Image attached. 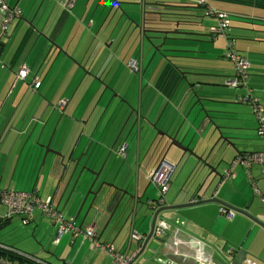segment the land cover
Segmentation results:
<instances>
[{"label":"crops","instance_id":"obj_1","mask_svg":"<svg viewBox=\"0 0 264 264\" xmlns=\"http://www.w3.org/2000/svg\"><path fill=\"white\" fill-rule=\"evenodd\" d=\"M5 1L10 10H13L12 12L16 13L17 9L19 12L6 23L4 30L1 27L4 17L0 14V187L20 192L33 190L37 192L40 201L47 202L49 209H54L61 216L70 218L73 214L75 215V208L65 206L64 197H61L63 184L58 185L63 170L61 163H66V157L72 149H74V157H77L83 148L90 144L97 151L100 160L107 158L108 162H114V169L119 171L122 179L126 177L130 181L131 188L136 194H144L152 202L179 206V209L169 210V212L186 215L189 217L188 225L192 228L195 226L193 230L176 231L171 237L165 233L162 234L160 239L163 245L157 253L154 254L153 251L146 253L148 257L153 258L156 264H232L231 257L235 248H242L246 251L242 264L248 262L264 264V227L249 216L229 207L231 205L247 210L264 222V213L258 214L249 205L255 197L261 199V195L264 194L263 166L253 165L251 176H248L242 167L235 170L238 165L234 167V174L225 179L214 176L213 173L207 176V169L200 173H196L193 169L194 166L198 167L196 156L173 149L171 153L174 157L169 160L173 161L175 166L169 175L168 186L162 197H160L158 187L150 182L149 173L159 164L158 160L154 159L155 145L163 143V147L158 146L161 154L168 146L164 137H160L159 131L171 132L183 122V126H187L185 118L196 100L183 80L181 71L186 68L178 61L162 57L152 47L145 44L146 41L139 34L136 38V41L140 40L139 51L136 53L135 50L136 54H130L128 57V60L137 61L138 68L134 72L131 71L127 66L128 60L124 65L129 73L130 71L133 73L134 79L125 83V87L128 85L127 92H124L125 87H122V84L118 87L116 84L114 90L122 97L123 101L120 100V102L125 105L128 103L133 110L136 109L137 115L132 131L136 128L137 135L132 143L124 140L118 144L121 121L116 120L113 115L110 117V110L98 109L99 103L96 101H98L97 88L99 86L95 87L94 82L97 83L98 78H102L100 74L106 65L110 68L109 72L113 70L115 57H117L116 48L121 49V44L111 46L113 39L103 41L102 47L109 49L106 59L102 58L101 61L95 59L94 68H92L93 63L91 64L90 58L87 57L88 50L79 49L80 41L76 45H71L72 43L69 42L71 38L79 36L86 22L82 19L84 14L87 16L86 12L82 17L73 12L77 6V0H57V5L61 10L63 9L57 15H55L56 7L51 10L53 1L48 0L45 5V0H42L40 8L42 16L36 22L34 19L37 20L38 13L35 15L33 13L38 3L41 2L40 0ZM133 1L143 7V2L150 3L157 0ZM160 1L176 3L184 7L189 6L188 2L197 3V0ZM206 2L213 9L227 12L230 19L252 20L253 24H264V0H206ZM139 6L127 5L125 9L137 20L139 13L134 10H138ZM105 8L106 6L102 7L100 11L99 5L97 6L85 24L86 32L81 33V38L85 37L91 41V44L94 41L101 44L99 40L97 41L98 34L90 36L88 29L92 26V18L97 10L100 11L98 16L100 19ZM185 9L189 14L199 15L198 18L202 17L198 13L210 17L214 24L210 22L209 28L217 23L216 18L205 14L203 8ZM64 13L69 16L63 18ZM122 16L125 26L129 25L127 33L131 35L133 24L125 15ZM53 19L54 24H52ZM62 19H64L63 22H61ZM29 20H32V24L36 27L30 25ZM69 20L72 21V26L66 30L64 28ZM198 21V24L186 29L191 32H200V23L203 20L200 18ZM59 24H61L60 27ZM258 30L259 33L264 32V29L259 28ZM244 35H241L239 40H235L236 49L247 56L250 63L248 78L243 86L231 87L226 84V81L233 76L234 70L231 62L226 60V46L225 49L222 48L224 42L221 38L224 37L210 36L215 41V46L219 48L214 47L212 50L208 43L197 46L196 54H198L199 64L194 71L209 74L207 77H200L207 83L203 89L204 96L215 100H234L238 104H245L249 107L250 104L240 102L238 97L244 96L253 89V93L260 98V102L264 99V92H260L261 89L264 90V60L256 57L250 48L251 43L256 49L263 50L264 41L258 40H263L264 35L248 33L246 34L248 38ZM58 39L62 41L59 42ZM219 40H222V44L218 43ZM122 51L124 52V48ZM22 68L27 69V75L24 78L18 77V72ZM252 68H256L255 74H251ZM92 73L95 75L93 78H91ZM34 78L40 81L38 89H34L31 84ZM136 94L137 102L133 104ZM123 107L127 108L128 113L130 107L128 105ZM228 109L237 110L229 106ZM63 119H67L68 122L60 126ZM231 128L228 130L230 134L231 130L236 129L233 124ZM240 128L247 129V123L243 122ZM207 130H203L204 132L199 135L194 125L195 136L190 146L196 144L197 152L200 154L209 152L207 160L215 164L218 161V152L216 147H213L215 136L210 137V128ZM187 140L189 139H186L184 144ZM262 140L259 146L263 149L256 147L255 138L251 141L252 145L249 148L241 151H264L263 137ZM116 144L118 148L123 144L126 145L123 156L117 153ZM46 145H48V150ZM171 148L172 146L168 150ZM63 156L64 159H62ZM161 156L159 155L158 159ZM189 157H192L195 163L192 169L184 171L180 167L177 170V165ZM119 158L122 160L120 161ZM66 177L65 175L63 178L66 179ZM107 180L110 181L109 178ZM255 189L261 195L256 193ZM194 196L195 200L215 198L225 205L216 201H207L185 207V204ZM226 210L233 211L230 218L225 216L224 211ZM33 217L36 221L33 226L42 233L41 238L49 240L50 248L56 249L53 250L54 254L49 250L46 251L51 256L41 257L42 264H56L52 262V254L65 252L67 248L70 253H73L72 260L67 262L61 259L59 264H72V262L74 264L77 258L85 252L86 256L89 252H101L110 262L108 253L102 249L93 250L90 241L84 237L82 232L64 233L58 241L54 242L56 224L43 215L40 206L34 207ZM13 220L16 222L19 218L14 217ZM81 220V216H78L75 220L76 225H81L83 230L88 228L93 230L99 242H109L117 250L136 254L138 246L135 245L133 239L128 243V230L116 233V229L111 230L109 226L104 230L108 233L104 235V231L101 232L103 224L98 220L85 219L84 222ZM179 224L183 222L180 221ZM148 230V223L142 222L139 231L144 233ZM149 244L153 248L158 246L157 242L150 241ZM46 247L42 245V249ZM221 248L225 254L226 251L233 252L226 254L228 260L220 251ZM136 263L140 264V262Z\"/></svg>","mask_w":264,"mask_h":264},{"label":"water","instance_id":"obj_2","mask_svg":"<svg viewBox=\"0 0 264 264\" xmlns=\"http://www.w3.org/2000/svg\"><path fill=\"white\" fill-rule=\"evenodd\" d=\"M111 1L112 3L109 6L110 13L112 11H120L133 24V30H138V34L142 35L150 47L167 60H172V57L179 58L180 61L178 62L186 68V71H181L183 73V80L189 86L196 100L185 118V121L188 123L187 126H183V122L171 131L172 133L169 131L159 133L160 137H164L168 142L165 152L171 146H175L183 152L193 154L197 157L199 161L198 165H201L200 168H207V176L213 173L214 176L222 178V172L217 170L222 158L216 161L215 164H212L207 160L209 152L200 154L197 152L196 144L195 146H190L195 136V131H193L194 125L198 131L202 128V133L210 128L209 136H215L213 147H216L218 154L220 146L235 147L237 143L234 141L237 137L232 135V133H228V130L232 129V125L224 122L226 119L229 120L228 116L224 114H229L233 110L228 109V107H219L220 104L230 106L231 102L228 99L215 100L198 94V91H203L207 85L200 78L206 75L193 70L199 58L195 56L198 50L192 41H197L198 39L189 36H196L201 33L198 31L191 32L186 28L198 24L199 18L195 19V16L187 13L186 7L171 2L160 0L150 3L143 2V7H141V5L139 6L133 0ZM123 3L131 7L135 5L139 6L138 10H134L139 13L137 20L126 12V9L122 5ZM29 23L35 26L32 24V20H29ZM175 34H180L181 36L176 37ZM167 40L170 41L167 42ZM108 86H106L107 89ZM111 89L114 91L112 87ZM198 120L199 122L197 123ZM132 128H130L131 131ZM202 133H199V135ZM186 139L189 140L184 144ZM45 147L48 150V145ZM73 150L66 157L65 164L61 161L63 170L58 185L63 184L61 197H64V205L76 209L74 221L78 216H81L82 222L85 219L101 222L103 224L101 232L109 226L111 230L116 229V233H120L124 229L128 230V243L133 239L135 245L138 246V250L133 258L134 262L156 264L153 258L148 257L146 253L148 251H153L154 254L157 253L160 246L163 245V241L160 239L162 234L165 233L171 237L176 231H188L195 228V226L192 228V226L188 225L189 217L186 215L169 212V210L179 209V206H167L161 202H152L144 194H136L135 190L131 188L130 181L126 177L122 179L119 171L114 169V162H108L107 158L100 160L97 151L90 144L85 146L77 157H74ZM62 159H64V156ZM162 164L170 166L172 170L175 166L173 161L165 158V153L161 156L158 166ZM65 175L67 176L66 179L63 178ZM108 178L110 181L107 180ZM195 198L194 196L191 201L185 204V207L207 201H216L225 205L222 201L215 198L200 200H195ZM252 202V200L249 202L250 206H252ZM229 207L236 212L249 216L264 227V222L254 214L235 206L229 205ZM180 221L183 224H179ZM142 222L148 223V232L141 233L139 231V226ZM157 230L161 231V235H156ZM150 241L157 242L158 246L153 248L149 244ZM220 251L223 252L222 248ZM230 253L233 252L226 251V254ZM222 254L228 260V256L224 252ZM245 257L246 251L244 249L235 248L231 257V263L242 264Z\"/></svg>","mask_w":264,"mask_h":264},{"label":"rangeland","instance_id":"obj_3","mask_svg":"<svg viewBox=\"0 0 264 264\" xmlns=\"http://www.w3.org/2000/svg\"><path fill=\"white\" fill-rule=\"evenodd\" d=\"M40 1L41 2L38 3V5H37V7L33 13V15H35V13H38L37 20H35L34 16L32 15L33 16L32 19H34L35 22L38 21V19L42 16V13H41L42 9H40L42 0H40ZM47 1L48 0H45L44 4ZM52 1L53 2H51V4H53V7L51 5V7H52L51 10H53L54 7H56L55 15L61 13L63 9L61 10L60 7L57 5V3H56L57 0H52ZM107 1H109L108 2L109 4L107 3ZM111 3H112L111 0H77V6L74 8L73 12L77 13V15L79 17H82L83 14L86 12L87 16L84 14V16H83L84 18H82L83 21H86V22L89 20V17L93 15V13L96 10L98 5L100 8L99 9L100 11H101L102 7L106 6L105 11L102 14L100 19L98 18L100 11L97 10V12L94 15V18H92L93 30H91L92 26L88 29L90 32L89 33L90 36H94V35L98 34L99 38L97 39V41L99 40V42L101 44H98V42H96V41H94L91 44V41L87 40L85 37L81 38V33L86 32V27H85L86 22L82 26V29H81L79 36H75V37L71 38V40L69 42L72 43L71 45H76L80 41L79 49L80 50H83V49L88 50L89 53H88L87 57L90 58L91 64L93 63L92 68H94V60L95 59H97L99 61H101L100 59H102V58L106 59V53H107V51H109V49L102 47L103 41H106L107 39H113V43H111V46H115V44H116V46H118L119 44H121L120 45L122 47L121 49L116 48L117 57H115L116 62H115V66H114L113 70L111 72H109L110 68L107 67V65H106L100 74V76H102V78H99V81H97V83L95 81L94 86L95 87L99 86V88H97V90H98V101H96L99 103L98 109H104L105 108L106 111L110 110V117L113 115L116 120H119V122L121 121L120 139H119L118 144L120 142H123L124 140H127L129 143H132L134 141V137H136V135H137L136 128L132 132L130 130V128L134 124V121H135V118L137 115L136 109L133 110L132 109L133 107L130 106V104H128L127 101H126V103H127L126 105L123 102H120V100L123 101L122 97H120L116 92L112 91L111 87L114 90L116 89L115 88L116 84H117V87L120 84H122V87H125V83L127 81H131L134 79L133 73L131 71L129 73L127 70L128 68L126 69L124 67V65H125V62H127L130 54H134L135 50H136V53L139 51V41L140 40L136 41V38H138V36H139L138 30L135 31V29L134 30L132 29L131 35H129V32L127 33V30L129 29V25H128V27L125 26L124 19H123V16H122L120 11H112L111 13L109 12V6ZM122 5L124 8L127 6L124 3ZM30 9L32 10V6H30ZM198 14H200V16H202L200 18H202V20H203L202 24L200 25L201 27H200L199 33H201V34L196 35V36H191L193 38L198 39L197 41H192V43L195 44L196 46H200V45L203 46V44L208 43V44H210V47L212 50L214 47L219 48V47L215 46V41L212 40L210 38V35H209V30H210L209 27L211 25L210 22L212 24H214V22L212 21V19L210 17L205 16L204 14H201V13H198ZM68 16L69 15L67 13H64L63 18L68 17ZM200 18H199V20H200ZM63 21H64V19H62L61 22H63ZM54 23H55V21L53 19L52 24H54ZM60 25L61 24H59V27H60ZM71 26H72V21L69 20L64 29L69 30L71 28ZM230 27H231L230 33L235 40H239V38L242 37L241 35H244V34H245L244 35L245 38H248V36H246V34H248V33L250 35H254V34L264 35V32L259 33L258 31H253L254 29L258 30L259 28L264 29V24H259V23L253 24L252 20L230 19ZM0 30H1V28H0ZM132 33H135V34L132 35ZM175 36L178 37L181 35L175 34ZM220 37L218 36V38H220ZM221 39H223V42H224L222 48L225 49V46H226L225 39L224 38H221ZM58 41L60 42L62 40L58 39ZM168 41H170V40H167V42ZM177 41H179V40H177ZM218 43L222 44V40H219ZM123 44H125V47H123ZM145 44H148V43L145 42ZM148 46H150V45L148 44ZM112 48H114V47H112ZM123 48H124V52L122 51ZM250 48H251V51L254 52L256 57L258 56L259 58L264 60V51H263L264 46H262L263 50L256 49L250 43ZM195 56H198V54H195ZM71 58H74V57L71 56ZM172 59L175 61H180V59L177 57H172ZM228 64H229V62H228ZM229 66H230V64H229ZM137 68H134L132 71L133 72L136 71ZM255 70H256V68L255 69L252 68L251 74H255ZM94 76L95 75L92 73L91 78H93ZM222 80H224V78H222ZM249 82H251V81H249ZM106 86H108V89L106 88ZM127 86L128 85H126L124 92H127ZM134 90L137 93V90L136 89H134ZM132 92H133V90H132ZM199 92H200L199 95H205L204 91H199ZM256 92H257V90H256ZM260 92H264V91L260 90ZM115 95H118V96L114 97ZM136 99H137V94L135 96V99L133 100V104H136V102H137ZM229 101L231 102L229 107L234 108V109L237 108V110H234L233 112H229V114H224L225 116H228L227 118L229 119V120L226 119L224 122L229 123L230 125L233 124V127L236 128L234 130H231V132H232V135L237 137L234 140L237 143H236L235 147H231V146L229 147V146H225V145H222L219 147V154L217 156L218 157L217 160H220L222 158V161L218 165L217 170L220 172H222L223 169L225 167H227V165L229 163H231L234 156L238 152H241L242 149L249 148L250 145H252L251 141L255 140V138H256V142H257L256 147L258 149H263L262 146H259L260 143L263 142V140H262L261 135L258 134V125L259 124H258V121H257L253 111H252L251 106L248 107V105H245V104H240V103L238 104V103L234 102V100H229ZM261 104L264 106V99L261 101ZM127 105L130 107L129 108L130 110L128 113H127V108L125 107V109H124V107H123V106H127ZM219 107L220 108H227L228 106L225 104H220ZM67 122H68L67 119H63L60 123V126L63 123H67ZM198 122H199V120L197 121V123ZM243 122L247 123V129L243 130L240 128V125H242ZM158 131H159V129H158ZM160 132H163V130L159 131V133ZM199 133H202V130L199 131ZM55 139H56V136H55ZM118 144H116V146H115L116 149H118ZM158 146L163 147V143H160V144L157 143L155 145V149H156L155 153H156L157 157L154 156V159L158 160V162L161 158L160 157L158 159L159 155L163 156V154L165 153V158L169 159L171 157H174L173 154L171 153V151L173 149L180 151V149L176 148L175 146H172L171 150H168L166 152L164 150L163 153L161 154L160 149H158ZM152 149H154V147ZM70 150H71V148H70ZM119 160L121 161L122 159L119 158ZM193 162L194 161H193L192 157H189L188 159H183L180 162V164L177 165V170L181 167L182 170L189 171L195 165V163H193ZM198 163H199V161H197V164ZM200 166H201L200 164L198 165L197 168H195L196 166H194L193 169L196 170L195 172H203L207 169L204 167L200 168ZM240 167L241 166L238 165L235 168V170L237 168H240ZM245 178L246 177H244V179ZM262 181H264V179ZM212 187H214V185ZM32 206L33 207L39 206L38 200L33 199L32 200ZM250 208L255 209V211L258 214L264 213V203L261 201L260 198L255 197V199L252 202V206ZM5 210H6V208L3 205H0V214L5 215ZM107 233H108V231L103 232L104 235H106ZM41 236H43V235H42V233H40L39 229L36 228L32 232L30 224L29 225H22L19 221L15 222V220L11 221L6 226L0 227V240L8 242V243L12 242L13 244H15L17 246L22 247L24 249V251L29 252V253H34L35 255H37L39 257L51 256L50 254H47L46 251L49 250V252L54 254L53 250H56V249L54 247L50 248V246H51L50 241L47 239L43 240V237L41 238ZM41 240L43 241L42 243L40 242ZM42 245L47 246L46 249H42ZM35 249H37V250H35ZM57 251H59V249ZM69 253H70L69 248H67L65 250V252L60 251L57 253V255L52 254V262H56V264L57 263L59 264L61 259H65L67 262L68 261L71 262L72 257H73V253H70V254ZM85 254H87V253L85 252V253L81 254L77 258V260L74 264H109V260L107 258H105V255L101 252H94V253L89 252V254L87 256ZM85 256H86V258H85ZM72 264H73V262H72Z\"/></svg>","mask_w":264,"mask_h":264},{"label":"built area","instance_id":"obj_4","mask_svg":"<svg viewBox=\"0 0 264 264\" xmlns=\"http://www.w3.org/2000/svg\"><path fill=\"white\" fill-rule=\"evenodd\" d=\"M197 4L201 6L205 14L214 16L217 20V26L210 28V33L215 36H223L226 28L229 26V14L224 11H219L216 9H213L210 7L206 0H197ZM13 10H10L9 6L7 5L5 0H0V14L3 15L4 20L2 22L3 29L6 27V23H8L12 16L15 14H18L19 10L17 9V12H12ZM227 40L226 43V50L227 54L230 57L234 69H235V75L226 81V84L231 87H236L239 85H242L245 83L246 78V69L248 67V61L245 57L240 55L234 48H233V41ZM128 68L132 71L134 68H137V61L135 59H129L127 62ZM132 68V69H131ZM27 75V69L22 68L18 72V77L24 78ZM32 86L33 88H37L40 85V81L37 78H34L32 80ZM239 101L248 103L253 108V113L258 120V133L262 135L264 138V111L262 105L258 102V99L254 96L251 97V91L244 96L238 97ZM125 147L126 145H121L117 153L121 156L125 153ZM236 165H240L248 176H251V168L253 165H260L264 167V151H241L238 152L231 163L227 165L222 171V178L225 179L229 176H232L234 167ZM172 169L170 166L166 164H162L157 166L156 168L152 169L149 173V179L150 182L156 185L159 189L160 197H162V194L166 190L168 186V179L169 175L171 173ZM256 193L260 194V192L255 189ZM33 192V191H32ZM261 195V194H260ZM36 199L39 202V206L42 210L47 212L51 217H53L55 220L59 222V227L56 233L55 240L57 241L61 234L65 231L72 230L75 234L78 232H82L83 235L89 239L91 248L94 249H102L108 255L110 256V262L109 264H136L133 261L134 253L128 254L125 251L117 250L112 243L109 242H99L96 238L95 232L91 229H81L78 226H75L74 220L72 219H63L61 215L55 211L54 209L51 210L47 206V202H42L39 200V197L35 194V192H20L15 191L8 188H0V200L1 203L6 206V215H12L19 212H30L32 210V200ZM48 201V200H47ZM261 201L264 202V194L261 195ZM34 208V207H33ZM224 214L227 218H230L233 215V211L226 210L224 211ZM156 235H161V231L157 230ZM4 264H10L9 260H4ZM246 264H255L253 262H248Z\"/></svg>","mask_w":264,"mask_h":264},{"label":"trees","instance_id":"obj_5","mask_svg":"<svg viewBox=\"0 0 264 264\" xmlns=\"http://www.w3.org/2000/svg\"><path fill=\"white\" fill-rule=\"evenodd\" d=\"M187 5H189V6H187L186 8H202L201 6H199L197 3H193V2H188V4ZM186 6V5H185ZM191 14H193V16H195V19H198V15L197 14H194V13H191ZM230 19V18H229ZM217 21V20H216ZM215 26H217V23H216V25H214V26H211V27H215ZM230 20H229V26L226 28V30H225V32H224V35L223 36H221V37H224L225 38V40L226 39H228V40H231V41H233V48L238 52V53H240V55H242L243 57H245L246 58V60L248 61V67H247V69H246V78H245V82H246V80H247V78H248V74H249V68H250V63H249V59L247 58V56H245L244 54H242L239 50H237L236 49V47H235V39L232 37V35H231V33H230ZM253 31H259V30H256V29H254ZM209 34H210V36H212V37H216L215 35H213V34H211L210 33V30H209ZM218 37V36H217ZM258 41H264V39L262 40H258ZM226 43H227V40H226ZM227 46V45H226ZM227 51V50H226ZM225 57H226V59L228 60V61H230L231 62V65H232V68H233V70H234V73H233V76L235 75V69H234V66H233V63H232V61H231V59H230V57L228 56V54L225 52ZM198 62H197V64L195 65V68L193 69V70H195V69H197V66H198ZM184 71H186V70H184ZM198 73V72H197ZM201 73V72H200ZM204 75H206V77H207V75L208 74H206V73H204ZM232 76V77H233ZM232 77H230V78H232ZM245 84V83H244ZM244 84H242V85H239V86H243ZM39 87V86H38ZM38 87L37 88H34V89H38ZM236 87H238V86H236ZM253 89H251V97L252 96H254V97H256L257 99H258V102L261 104V102H260V98L259 97H257V96H255V94L253 93ZM200 92L198 91V94H199ZM241 102V101H240ZM245 103V102H244ZM262 105V104H261ZM262 107H264L263 105H262ZM1 188V187H0ZM33 190H31V191H28V192H31V193H33V192H35V191H33ZM37 192H35V194H36ZM37 195V194H36ZM38 196V195H37ZM0 205H3L5 208H6V206L4 205V204H2L1 203V200H0ZM35 207V206H34ZM33 210H34V208H32V210L30 211V212H25V211H23V212H19V213H15V214H12V215H2V214H0V227H2V226H6L8 223H10L9 221H11V220H13V218L14 217H18L19 218V222L22 224V225H31V231L33 232L36 228H34V224H35V219H34V217H33ZM42 210V209H41ZM76 210V209H75ZM5 212H6V210H5ZM42 213H43V215L44 216H46L47 218H49L52 222H54L55 224H56V228H55V236H54V242L56 241L55 240V237H56V233H57V230H58V227H59V222L57 221V220H55L53 217H51V215H49L47 212H45L44 210H42ZM63 219H66V220H68V219H72V220H74L75 219V217H74V214H73V216L72 217H65V216H61ZM74 223H75V221H74ZM75 226H78V225H76V223H75ZM28 227V226H27ZM78 227H80L81 228V225L80 226H78ZM82 229V228H81ZM68 232H70L71 234H75L72 230H69V231H65V232H63L62 234H64V233H68ZM79 233V232H78ZM61 234V235H62ZM85 237V236H84ZM60 238V237H59ZM86 238V237H85ZM59 240V239H58ZM57 240V241H58ZM89 240V239H88ZM40 259H41V257H39V256H37V255H35L34 253H29V252H26V251H24V249H22V248H20L19 246H17V245H15V244H13L12 242L11 243H8V242H5V241H2V240H0V264H4L3 262H5L4 260H9V262H10V264H42L41 263V261H40ZM41 260H43V259H41ZM136 263V262H135ZM137 264V263H136Z\"/></svg>","mask_w":264,"mask_h":264},{"label":"clouds","instance_id":"obj_6","mask_svg":"<svg viewBox=\"0 0 264 264\" xmlns=\"http://www.w3.org/2000/svg\"><path fill=\"white\" fill-rule=\"evenodd\" d=\"M9 6V5H8ZM2 24V23H1ZM4 30V29H3Z\"/></svg>","mask_w":264,"mask_h":264}]
</instances>
